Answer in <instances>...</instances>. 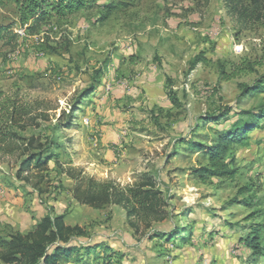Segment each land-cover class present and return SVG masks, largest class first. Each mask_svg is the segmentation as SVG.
I'll return each instance as SVG.
<instances>
[{
  "label": "rangeland",
  "instance_id": "1",
  "mask_svg": "<svg viewBox=\"0 0 264 264\" xmlns=\"http://www.w3.org/2000/svg\"><path fill=\"white\" fill-rule=\"evenodd\" d=\"M0 24L17 35L0 43V100L35 116L0 142V236L64 215L86 248L61 264H264L240 242L264 223V27L245 29L225 0H98L33 35L7 3ZM254 115L261 127L224 156L236 175L200 177L218 132ZM39 152L46 169L22 166ZM88 177L152 178L161 208L82 204Z\"/></svg>",
  "mask_w": 264,
  "mask_h": 264
},
{
  "label": "trees",
  "instance_id": "2",
  "mask_svg": "<svg viewBox=\"0 0 264 264\" xmlns=\"http://www.w3.org/2000/svg\"><path fill=\"white\" fill-rule=\"evenodd\" d=\"M140 1V0H139ZM232 16L237 18L241 25L248 29L253 25L264 27V0H225ZM98 0H0V6L12 3L18 12L19 21L22 25H28L27 30L31 35L38 33L43 26L52 20H66L68 17L80 12L83 9L92 8ZM107 12L102 15L101 20H106L111 15L113 6L106 7ZM17 35L8 25L0 24V43L7 40L10 43ZM225 79L228 76L222 72ZM263 82L254 89L259 90ZM248 89V86L245 87ZM1 98V94H0ZM7 107V109H6ZM0 110H6V117L0 118V142L15 140L19 134L16 132L17 125L24 129L23 118L28 120L35 118L32 109L27 105L13 103L11 107L0 100ZM264 117V107L260 110ZM258 115L251 117L250 121L243 124L235 123L230 129L218 132L215 145L206 151V146L199 142L190 143V148L198 152H207L208 166L197 169L200 177L219 176L222 178H233L237 171L230 168L224 161V156L235 143L245 145L249 139V132L261 126L255 121ZM33 139H30L31 147L39 149ZM59 147L62 143H56ZM48 152V151H46ZM45 152V153H46ZM44 153L33 154L32 159L22 163L23 167H31L35 161L39 168L47 167V160L42 159ZM88 184H79L74 190V197L82 204L101 208L110 203L120 204L126 202L130 205L129 215L145 216L157 212L161 208L162 192L156 189L152 178L147 177L141 183L135 185H120L108 181L97 180L88 177ZM250 205V203H247ZM252 206V204L250 205ZM263 216V214H261ZM250 233L240 242L249 250L255 260L264 253V223L251 225ZM86 235L83 227L66 224L64 215L52 216L48 214L43 217L32 230L27 233L15 232L4 238L0 236V262L3 264H61L60 261H71L73 254L81 247L76 245L77 239ZM102 244L87 247L94 249ZM86 248V247H84Z\"/></svg>",
  "mask_w": 264,
  "mask_h": 264
}]
</instances>
